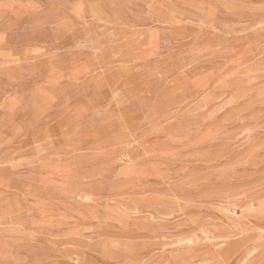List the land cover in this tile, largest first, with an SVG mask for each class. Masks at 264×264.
Segmentation results:
<instances>
[{
    "label": "rangeland",
    "instance_id": "rangeland-1",
    "mask_svg": "<svg viewBox=\"0 0 264 264\" xmlns=\"http://www.w3.org/2000/svg\"><path fill=\"white\" fill-rule=\"evenodd\" d=\"M0 264H264V0H0Z\"/></svg>",
    "mask_w": 264,
    "mask_h": 264
}]
</instances>
